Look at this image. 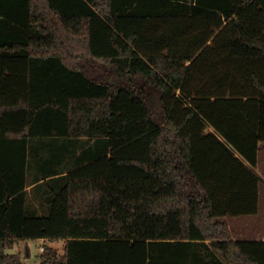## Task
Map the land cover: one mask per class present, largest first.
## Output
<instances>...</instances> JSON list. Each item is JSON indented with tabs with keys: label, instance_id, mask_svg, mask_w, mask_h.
I'll list each match as a JSON object with an SVG mask.
<instances>
[{
	"label": "trees",
	"instance_id": "1",
	"mask_svg": "<svg viewBox=\"0 0 264 264\" xmlns=\"http://www.w3.org/2000/svg\"><path fill=\"white\" fill-rule=\"evenodd\" d=\"M37 137L108 144L44 180L40 215ZM261 141L264 0H0V264H264L215 220L259 212ZM15 238L64 253L26 262Z\"/></svg>",
	"mask_w": 264,
	"mask_h": 264
},
{
	"label": "crops",
	"instance_id": "2",
	"mask_svg": "<svg viewBox=\"0 0 264 264\" xmlns=\"http://www.w3.org/2000/svg\"><path fill=\"white\" fill-rule=\"evenodd\" d=\"M6 147V145H4ZM2 148L4 153H9V156L14 155L17 156L20 152V148L18 146H10L9 148ZM92 153L88 157H71L70 159H66V162L61 164L60 166L57 161H55V157H29V148L27 150V165H26V187L25 190L28 192V201H27V209L31 214H45L48 212V207L45 199L46 186L44 185V180L52 181L53 184H57L61 182L62 176L65 175L70 169L76 167L77 159L81 158L82 163L91 161L96 159L97 155L102 153V149L96 150L92 149ZM264 151V142H260V151L259 155ZM264 154V152H263ZM258 155V165L256 167L257 171L263 176V165L261 164V157ZM264 177V176H263ZM263 184H260V209L257 214L250 215H240V216H232L226 215L222 217H217L215 220H219L225 222L227 224L229 233H230V223L236 222V226L238 227L237 233L244 234L246 231L254 232L256 234L254 238H234L233 239H248V240H264V229L256 226L257 219H260L263 209ZM3 194L2 189V181L0 178V197ZM264 226V222H263ZM26 240H40L42 243L40 246L48 244L50 241L63 242L62 248L59 246H55L59 249L60 253H64V240H50L46 238H37V239H21L15 238L8 244H6V251L8 247L12 249H18L21 245H25L27 247V242H21ZM27 254V248H26ZM41 252V251H40ZM9 253H18V252H9ZM20 254V253H18ZM41 253H39L40 255ZM38 255V260H39ZM38 260L36 262H38Z\"/></svg>",
	"mask_w": 264,
	"mask_h": 264
},
{
	"label": "rangeland",
	"instance_id": "3",
	"mask_svg": "<svg viewBox=\"0 0 264 264\" xmlns=\"http://www.w3.org/2000/svg\"><path fill=\"white\" fill-rule=\"evenodd\" d=\"M161 98L157 97L155 100V108H158V102ZM107 140L106 138H96L94 140H89L87 138H70V137H37L31 138L29 141V157H55V161L62 166L66 159H70L69 156H90L92 150L89 149H101L107 148ZM264 151L259 155L261 157V164L263 165L264 170ZM264 172V171H263ZM264 176V173H263ZM49 209V205L47 204ZM264 222V184H263V209L260 219H257L256 226L263 228ZM230 235L232 237H246V238H254L256 234L254 232L246 231L244 234L237 233L238 227L236 226V222L230 223ZM21 242H27V247L25 245H21L18 249H12L11 247L7 248V252H18L20 253V257L26 262H36L38 260V255L41 253L40 244L42 243L40 240H26ZM63 242L49 241L48 244L52 246H59L62 248ZM27 248V254H26Z\"/></svg>",
	"mask_w": 264,
	"mask_h": 264
},
{
	"label": "water",
	"instance_id": "4",
	"mask_svg": "<svg viewBox=\"0 0 264 264\" xmlns=\"http://www.w3.org/2000/svg\"><path fill=\"white\" fill-rule=\"evenodd\" d=\"M162 102H161V100H159V102H158V110H161L162 109Z\"/></svg>",
	"mask_w": 264,
	"mask_h": 264
},
{
	"label": "built area",
	"instance_id": "5",
	"mask_svg": "<svg viewBox=\"0 0 264 264\" xmlns=\"http://www.w3.org/2000/svg\"><path fill=\"white\" fill-rule=\"evenodd\" d=\"M41 252L44 250V245L40 246Z\"/></svg>",
	"mask_w": 264,
	"mask_h": 264
}]
</instances>
